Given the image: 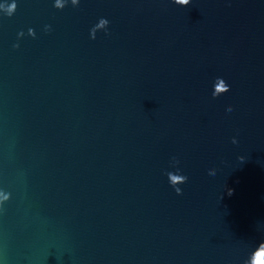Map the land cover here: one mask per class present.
<instances>
[{"label":"water","instance_id":"95a60500","mask_svg":"<svg viewBox=\"0 0 264 264\" xmlns=\"http://www.w3.org/2000/svg\"><path fill=\"white\" fill-rule=\"evenodd\" d=\"M261 257L264 0H0V264Z\"/></svg>","mask_w":264,"mask_h":264},{"label":"clouds","instance_id":"9594fccd","mask_svg":"<svg viewBox=\"0 0 264 264\" xmlns=\"http://www.w3.org/2000/svg\"><path fill=\"white\" fill-rule=\"evenodd\" d=\"M179 3H183V4H187L188 3V0H178ZM232 142L233 143H236V139L233 138L232 139ZM240 159H243V157H241ZM211 175H214L215 173H210ZM175 192L177 194H180L181 193V189H175ZM229 194H231V189L228 190ZM260 264H264V257H261V261H260Z\"/></svg>","mask_w":264,"mask_h":264}]
</instances>
